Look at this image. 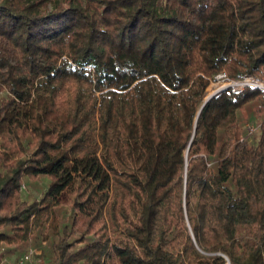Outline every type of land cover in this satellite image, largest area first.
<instances>
[{
	"label": "trees",
	"instance_id": "1",
	"mask_svg": "<svg viewBox=\"0 0 264 264\" xmlns=\"http://www.w3.org/2000/svg\"><path fill=\"white\" fill-rule=\"evenodd\" d=\"M223 73L264 86V0H0V264H264V89L203 107Z\"/></svg>",
	"mask_w": 264,
	"mask_h": 264
},
{
	"label": "built area",
	"instance_id": "2",
	"mask_svg": "<svg viewBox=\"0 0 264 264\" xmlns=\"http://www.w3.org/2000/svg\"><path fill=\"white\" fill-rule=\"evenodd\" d=\"M217 78H220L221 80L224 81H228V83H226V86L230 87L234 93H241L244 90V88L249 85H257V83L254 82L253 78L229 81L225 73L219 75ZM35 254H38L37 251L35 249H30L28 253L18 257L16 264H33ZM7 263L8 261L6 259L1 264H7Z\"/></svg>",
	"mask_w": 264,
	"mask_h": 264
},
{
	"label": "rangeland",
	"instance_id": "3",
	"mask_svg": "<svg viewBox=\"0 0 264 264\" xmlns=\"http://www.w3.org/2000/svg\"><path fill=\"white\" fill-rule=\"evenodd\" d=\"M209 82H211V81H209ZM213 82V81H212ZM219 82H223L224 84H225V86L224 87H226V83H228V81H224V80H221L220 78H217V81L216 82H213L212 84H213V87H214V85L215 84H218ZM211 84V85H212ZM259 85V84H258ZM261 85V84H260ZM230 88V87H229ZM207 93H208V95H209V90L207 91ZM205 95H206V92H205V89H204V91L202 92V95H201V97H202V99H205L204 97H205ZM207 95V96H208ZM254 118V122H252V123H250L251 124V126H256V124H257V122H258V120H259V118H257L256 116H254L253 117ZM25 189H24V192H28V187H24ZM36 250V249H35ZM37 251V253L39 254L40 253V250H36ZM20 257V256H19ZM17 260H18V256H13V257H9L8 259H7V261H8V263L7 264H16L17 263ZM39 261L37 260V257H34V261H33V264H37Z\"/></svg>",
	"mask_w": 264,
	"mask_h": 264
},
{
	"label": "water",
	"instance_id": "4",
	"mask_svg": "<svg viewBox=\"0 0 264 264\" xmlns=\"http://www.w3.org/2000/svg\"><path fill=\"white\" fill-rule=\"evenodd\" d=\"M258 85V84H257ZM258 86H260L261 88H263L264 89V86L261 84H259ZM227 88H229L228 86H226V87H222V88H220V89H218V90H216V91H214L207 99H205V101H204V104H203V107L207 104V102L215 95V94H217L218 92H220V91H222V90H225V89H227ZM228 264H230V263H228Z\"/></svg>",
	"mask_w": 264,
	"mask_h": 264
},
{
	"label": "bare ground",
	"instance_id": "5",
	"mask_svg": "<svg viewBox=\"0 0 264 264\" xmlns=\"http://www.w3.org/2000/svg\"><path fill=\"white\" fill-rule=\"evenodd\" d=\"M222 83V84H221ZM217 85H219V87H218V89H220V88H222V87H224L225 86V84L223 83V82H219ZM217 89V90H218ZM211 94H209L207 97H206V99L210 96Z\"/></svg>",
	"mask_w": 264,
	"mask_h": 264
}]
</instances>
